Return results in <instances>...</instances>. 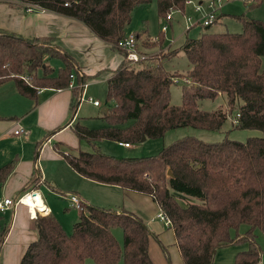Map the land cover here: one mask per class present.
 Returning a JSON list of instances; mask_svg holds the SVG:
<instances>
[{
    "label": "trees",
    "instance_id": "trees-1",
    "mask_svg": "<svg viewBox=\"0 0 264 264\" xmlns=\"http://www.w3.org/2000/svg\"><path fill=\"white\" fill-rule=\"evenodd\" d=\"M4 1H20L74 18L122 55L126 52L117 43L126 35L133 9L152 2ZM185 1L156 0L158 17L174 10L183 12ZM261 1L252 0L250 6ZM235 17L241 21L240 32L203 30L197 37H185L179 50L185 52L190 68L183 75L162 65L178 48L160 52L157 63L148 61L147 51L163 46L162 30L154 39L146 31L137 32L136 50L145 59L131 62L123 57L107 79V111L101 116L106 125L88 128L78 121L70 125L77 139L87 142L92 151L64 152L61 142H53V148L81 176L150 196L170 221L168 227L184 264H213L219 249L240 243L247 247L235 254L233 264H261L263 248L257 242V231L264 235V20ZM164 55L167 57L162 60ZM49 58L59 59L62 66L54 71L47 63ZM178 76L189 81L182 84L181 103L171 104L170 86ZM85 80L86 75L78 72L75 60L55 38H23L0 28V85L11 81L18 94L30 99H35L41 88H69L73 116ZM219 94L225 96L226 107L205 110L198 106V100ZM233 111V129H256L263 136L244 141L224 136L212 142L183 136L154 155L137 157H115L101 152L97 145L102 140L131 145L142 136L161 138L179 127L218 131ZM45 139L37 142L35 154ZM15 163L16 158L0 166V187ZM38 180L32 175L19 193L35 187ZM6 223H0V253L9 230ZM242 225L246 228L239 233ZM33 227L37 236L28 243L18 264H86L87 259L92 264H118L120 260L122 264H154L148 253L152 232L130 211L88 204L70 232L50 214L37 215ZM114 227L122 230V245L112 232Z\"/></svg>",
    "mask_w": 264,
    "mask_h": 264
},
{
    "label": "rangeland",
    "instance_id": "rangeland-1",
    "mask_svg": "<svg viewBox=\"0 0 264 264\" xmlns=\"http://www.w3.org/2000/svg\"><path fill=\"white\" fill-rule=\"evenodd\" d=\"M211 1L212 0H191L192 3H185L183 12L178 10L171 11L170 25L165 20V17H158L156 12V0H152V2L148 4L139 5L132 11L130 23L125 30L126 34H136L137 32L143 33L146 31V34H148L151 39H154L159 31L162 30V26L168 24V28L163 31V46L161 48H150L149 51H147L149 54L148 58H150L148 61L157 63L161 60L160 52L178 48L176 54L170 59L163 61L162 65L164 69L169 72H178L179 75H183L185 74V71L190 68V63L185 52L181 49L179 50V47L184 42L186 36L197 37L203 30L211 32H240L242 29L241 21L235 17L238 15H243L245 18L264 20V0H262L258 6H250L252 0H220V8H217L214 11L216 12V15H218V19L214 21L213 18L210 25L206 28L202 24V21L205 19V16L212 11V8L208 7V4ZM196 5L200 6L199 10L195 9ZM33 10H37V8L34 7ZM23 11V8L16 7L4 0H0V24L4 25L0 27L12 31L13 29H9L8 26L15 27L17 25H23V18L27 16ZM187 18H190L189 22L187 21ZM82 24V26L88 28L84 23ZM47 27L48 29H53L59 33V35H49H51V37L53 36L55 41L57 39V42L75 57L80 70H83L86 75L85 83H87V87L83 89L84 93L78 109L76 110L75 119L88 128L103 127L106 125L105 120L101 117V108L105 106V80L109 74L117 68L119 61L118 51L112 49L110 45L105 44V56L103 59L97 60L89 53H83V49L81 48L86 44V38L82 39L78 34H74L77 32L72 28L69 29L66 21L62 25L59 22L54 23L49 21ZM88 30L90 29L88 28ZM90 32L93 34L91 30ZM19 35L23 38L33 37L25 36L21 32ZM75 40H81L83 42L82 45L76 46ZM165 56L166 55L162 56V60L167 57ZM47 63L54 69V71L62 66V62L55 58L47 59ZM261 68H264V56L261 57ZM179 78H186V81H181L179 79L177 82H173L170 86L171 104L181 103L182 84L183 82L188 83L189 81L186 76H180ZM8 84H12V82H9ZM87 96H90L92 99H98L101 105L99 107L93 106L92 103L88 101ZM197 103L202 109L213 110L220 107H226V98L223 94H219L213 99L198 100ZM234 118L235 111H233L231 115H228L226 121L218 131L202 130L192 127H179L168 130L161 138H147L144 141L131 144L129 149H126L120 146L117 142L111 140L99 141L97 145L101 152L111 154L115 157H137L154 155L163 145L169 144L183 136H193L210 142L221 140L224 136L240 141H244L251 136H263L262 132L256 129H233L232 121ZM75 148L82 151H92L91 146L85 141H76ZM6 156L8 155L0 153V159H3ZM35 184L38 185V182ZM60 187L61 189L71 191V188L74 186L72 182L67 181ZM58 189L59 188H56L57 192H54V190L52 191L50 188L40 186L38 191L42 196V199L50 208L52 216L59 221L67 232H70L73 223L78 219L77 214L79 210L74 208V206L68 207V196L66 197L67 192ZM83 192L92 199L90 201L91 205L100 207H102V205H110L115 209H127V211L130 210L139 215L144 222H149L151 216L156 212H159L155 203L152 202L148 196L139 193L124 191L125 195L116 199L113 196H105L101 194L95 196L89 186L86 190L84 189ZM5 212L0 213V223L8 221L7 218L9 217H7L6 213H9L10 211ZM148 226L154 228L156 231L150 236L148 244V253L153 263L184 264L179 255L177 245L175 244L172 229L164 225L161 221L148 224ZM245 228V225L240 226L238 232L242 233ZM112 232L119 244L122 245V230L118 227H114L112 228ZM257 242L263 248L261 264H264V235L260 231H257ZM239 245H244V243H240ZM231 246L226 248H230ZM86 264H92L91 260L87 259ZM118 264H122V261L120 260Z\"/></svg>",
    "mask_w": 264,
    "mask_h": 264
},
{
    "label": "crops",
    "instance_id": "crops-1",
    "mask_svg": "<svg viewBox=\"0 0 264 264\" xmlns=\"http://www.w3.org/2000/svg\"><path fill=\"white\" fill-rule=\"evenodd\" d=\"M12 3L15 4L16 7L23 8V12L27 14V16L23 18V25H17L15 27L8 26V28L13 29L12 31L15 33L19 34L21 32L25 36L33 37H51L49 34L59 35V33L53 29H48V22H59L62 25L66 21L68 23V28H72L75 32H77L74 34H78V36L82 39L86 38V44L81 48L83 49V53H89L97 60L104 58L106 52L104 45L109 44L98 37L96 38L93 32V34H91L88 28L82 26V22H79L74 18L43 10L35 5H22L20 1H12ZM34 7L37 8V10H33ZM170 22L171 20L168 21L169 25ZM0 26L4 25L0 24ZM75 43L76 46H80L83 42L81 40H75ZM56 44L64 49L75 60V62H77L75 57L57 42V39ZM118 55L119 65L123 55L121 53ZM77 66L78 72L80 74H84V71L80 70L78 64ZM112 73L109 74L105 81H107ZM9 82L0 85V153L8 155L3 159H0V166L14 158H16V163L13 171L7 177L2 187H0L1 194L8 197L17 196L21 187L33 175L39 178L38 185L32 187L38 193V188L40 186L50 188L52 191L54 190V192H57L56 188H59L58 190H60V186H62L64 182H72L74 187L71 188V191H67V189L61 190H64L67 194H75L78 196L84 203V206L90 204V201L92 200L83 192V190H86L88 186L91 188V191L95 196L101 194L105 196H113L118 199L125 195L124 191L128 190L122 189L117 185L98 183L81 176L74 171L64 161L62 156L53 148V142H61L64 152L76 153L78 150L75 146L76 141L79 140L70 127V125L77 120L75 119L76 114L72 116L69 109L71 100V90L69 88H41L39 89L36 98L30 99L18 94L14 88L13 82L12 84H8ZM85 87H87V83H85L84 88ZM83 93L84 90L82 91L81 96H83ZM87 99L91 103L92 100H98L92 99L90 96H87ZM92 105L99 107L101 103L99 101V105H94L93 103ZM18 127L22 128L23 132L14 134V130ZM59 127H61V129H57ZM44 137H46V139L41 142L38 154H35L37 142L41 141ZM117 143L126 149L131 147L124 146L119 142ZM40 197L42 199L41 195ZM148 197L152 202H154L150 196ZM67 201L68 207H72L68 197ZM43 202L48 208L49 214L52 215L50 213V208L44 200ZM154 203L160 212L157 203ZM102 207L112 206L102 205ZM116 210L121 211V209ZM125 210L127 211V209ZM8 211L10 212L6 213ZM6 212L7 217H9L7 218L9 230L0 253V264H18L24 249L30 241L36 238L37 232L33 227V219L29 217L24 205L18 204L8 208ZM79 212L77 216L79 215ZM159 212H156L153 216H151L149 222L143 221L152 233H155L156 231L154 228L149 227L148 224L159 222L158 219L155 221L151 220ZM246 247L247 245L244 243V245L238 244L232 245L230 248L225 247L219 249L215 255L213 264H233L235 254L238 251L246 249Z\"/></svg>",
    "mask_w": 264,
    "mask_h": 264
},
{
    "label": "built area",
    "instance_id": "built-area-1",
    "mask_svg": "<svg viewBox=\"0 0 264 264\" xmlns=\"http://www.w3.org/2000/svg\"><path fill=\"white\" fill-rule=\"evenodd\" d=\"M185 3L190 4L192 2L191 0H186ZM208 7L212 8V11L207 16H205V19L202 21L203 25L210 24L212 19L216 17V12L214 11L217 8H220V0H212L208 4ZM195 9L199 10L200 6L196 5ZM165 20L167 22L171 20L170 12L165 16ZM187 21L189 22L190 18H187ZM167 28H168V24H164L162 26V31H165ZM117 47L121 48L126 52L123 55V57L131 62H137L139 60L145 59V55L136 50V36L134 33L126 34L122 39L118 41ZM179 79L181 81H186V78H179V77L173 78V81L177 82ZM80 99H82V96L80 97ZM92 103L94 105H99V100H92ZM21 132H23V129L20 127L14 130V134H19ZM120 144L124 146H130L129 143L120 142ZM67 196L69 198L71 206H74V208H76L79 211H82L85 208L84 203L78 196H76L75 194H67ZM37 197L40 198L41 204H37ZM28 199L29 201H27ZM18 204L24 205L27 208L28 215L31 219L36 218L37 215L49 214L48 208L42 201L39 193L33 188L26 190L22 193H19L15 197H8L0 193V213L5 212L8 208H11ZM157 219L163 222V224L166 226L170 225V221L161 212L156 214L151 220L155 221Z\"/></svg>",
    "mask_w": 264,
    "mask_h": 264
},
{
    "label": "water",
    "instance_id": "water-1",
    "mask_svg": "<svg viewBox=\"0 0 264 264\" xmlns=\"http://www.w3.org/2000/svg\"><path fill=\"white\" fill-rule=\"evenodd\" d=\"M106 111H107V107L104 106V107L101 109V112L104 113V112H106ZM144 140H145V137L142 136L141 139H140V141H144ZM167 175H168V176H171V171H170V170L167 171Z\"/></svg>",
    "mask_w": 264,
    "mask_h": 264
},
{
    "label": "bare ground",
    "instance_id": "bare-ground-1",
    "mask_svg": "<svg viewBox=\"0 0 264 264\" xmlns=\"http://www.w3.org/2000/svg\"><path fill=\"white\" fill-rule=\"evenodd\" d=\"M27 201H29V199ZM37 204H41V200L39 197H37Z\"/></svg>",
    "mask_w": 264,
    "mask_h": 264
}]
</instances>
